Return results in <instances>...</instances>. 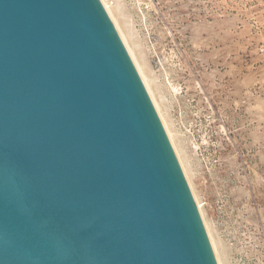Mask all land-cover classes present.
Returning a JSON list of instances; mask_svg holds the SVG:
<instances>
[{
    "label": "water",
    "instance_id": "obj_1",
    "mask_svg": "<svg viewBox=\"0 0 264 264\" xmlns=\"http://www.w3.org/2000/svg\"><path fill=\"white\" fill-rule=\"evenodd\" d=\"M0 264H217L100 0H0Z\"/></svg>",
    "mask_w": 264,
    "mask_h": 264
},
{
    "label": "rangeland",
    "instance_id": "obj_2",
    "mask_svg": "<svg viewBox=\"0 0 264 264\" xmlns=\"http://www.w3.org/2000/svg\"><path fill=\"white\" fill-rule=\"evenodd\" d=\"M123 2L223 264H264V0Z\"/></svg>",
    "mask_w": 264,
    "mask_h": 264
},
{
    "label": "bare ground",
    "instance_id": "obj_3",
    "mask_svg": "<svg viewBox=\"0 0 264 264\" xmlns=\"http://www.w3.org/2000/svg\"><path fill=\"white\" fill-rule=\"evenodd\" d=\"M100 1L104 9L106 10L110 20L112 21L117 31V34L119 35V38L121 39L123 45L125 46L127 53L147 91V94L153 104V107L168 137L170 145L175 153L177 161L180 165L182 173L187 181L192 197L195 201L197 210L203 222V226L205 228L215 260L217 264H223L222 258L223 256L225 258L226 254L225 253L220 254L219 249L221 247H219L220 244L218 243L220 241H217L216 240L217 238L215 239L214 237L215 234L213 233L214 232L213 229L211 230L210 226L205 221L202 205L199 201L200 198L198 199L191 178L189 176V166H188L189 156L187 154L188 152H186L187 150L185 149L183 143L180 142V137L185 134L180 136V134L174 130L175 129L174 123L172 122V118L170 117L171 114L169 112V106L171 105H169L168 98L161 90L160 85L162 84L157 82L158 75L156 74V72L154 71V69L150 64L149 52L147 50V47L145 48L146 43L144 39L140 36L139 31L135 27L132 15L129 12L125 11L124 9L125 4L123 0H100ZM173 89L174 88L170 87L167 89V91L171 94V90L173 93L175 91V90L173 91ZM191 143L194 144L192 141ZM221 251L224 250L222 249Z\"/></svg>",
    "mask_w": 264,
    "mask_h": 264
}]
</instances>
